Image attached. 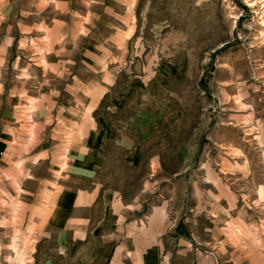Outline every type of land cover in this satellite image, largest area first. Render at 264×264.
<instances>
[{
  "label": "rangeland",
  "instance_id": "374dc122",
  "mask_svg": "<svg viewBox=\"0 0 264 264\" xmlns=\"http://www.w3.org/2000/svg\"><path fill=\"white\" fill-rule=\"evenodd\" d=\"M255 2L0 0V40L16 39L10 72L54 74L45 94L73 176L97 166L102 188L94 204L79 197L73 252L92 240L107 264L114 231L156 212L154 264H264V0ZM17 112L27 113L10 109L14 123ZM101 129L109 139L95 152L90 134ZM65 151L57 177L70 168Z\"/></svg>",
  "mask_w": 264,
  "mask_h": 264
},
{
  "label": "crops",
  "instance_id": "0c3cea01",
  "mask_svg": "<svg viewBox=\"0 0 264 264\" xmlns=\"http://www.w3.org/2000/svg\"><path fill=\"white\" fill-rule=\"evenodd\" d=\"M15 40L7 36L0 40V264H57L49 254L56 253L58 237L64 241L59 250L64 257L58 264H106L104 249L92 245V240L83 241L75 252L72 244L79 197L91 196V204H94L99 195L97 190L102 188L97 166H85L87 178L73 176L72 148H67L70 141L66 133L56 136V122L52 121L49 111L55 109L57 102L45 94L53 85L50 80L54 74L30 72L29 69L10 72L7 66L9 50ZM19 60L20 57L16 59ZM40 76L49 79L48 83L42 84ZM10 109L27 113L17 112L14 123ZM73 122L67 119L65 124ZM102 133L103 129L98 135L90 134V138L98 137L92 148L95 152L101 142L109 139L101 136ZM111 134L109 132L108 136ZM63 147L70 168L68 171L65 168V174L57 177L62 167L57 169L55 155L57 148ZM95 155L100 156L99 153ZM74 182L79 192H74ZM52 197L56 200L53 209ZM153 215L156 212L146 217L144 226L130 228L128 234L120 228L114 231L112 241L118 244L113 246L107 264H154V257L160 260L163 246L153 243ZM83 235L95 237L91 230ZM26 238L32 239L30 244H24Z\"/></svg>",
  "mask_w": 264,
  "mask_h": 264
},
{
  "label": "bare ground",
  "instance_id": "6f19581e",
  "mask_svg": "<svg viewBox=\"0 0 264 264\" xmlns=\"http://www.w3.org/2000/svg\"><path fill=\"white\" fill-rule=\"evenodd\" d=\"M250 1L252 2L251 6H255V5H257L259 3V2H255V0H250ZM262 3H264V2H262ZM262 23H264V22H262ZM261 34L264 35L263 33H261Z\"/></svg>",
  "mask_w": 264,
  "mask_h": 264
},
{
  "label": "built area",
  "instance_id": "2783aa9c",
  "mask_svg": "<svg viewBox=\"0 0 264 264\" xmlns=\"http://www.w3.org/2000/svg\"><path fill=\"white\" fill-rule=\"evenodd\" d=\"M249 1V0H248Z\"/></svg>",
  "mask_w": 264,
  "mask_h": 264
}]
</instances>
